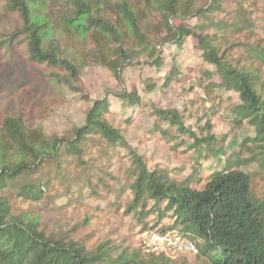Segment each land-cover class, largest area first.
<instances>
[{"label":"rangeland","instance_id":"obj_1","mask_svg":"<svg viewBox=\"0 0 264 264\" xmlns=\"http://www.w3.org/2000/svg\"><path fill=\"white\" fill-rule=\"evenodd\" d=\"M216 2L186 0L187 10L168 22L157 11L150 13L142 28L146 40L122 45L132 59L122 62L118 74L86 60L75 77L47 62H32L25 40L10 44L22 22L17 12L8 10L9 0H0V117H22L28 126L42 128L51 142L62 140L51 152L57 157L47 158L37 170L26 171L13 183L38 182L50 174L52 183L42 198L25 199L13 184L5 190L13 214L37 222L52 240L80 241L87 248L113 240L133 248L141 245L142 232L154 223L153 216L146 217L143 229V223L128 212L133 200L128 184L134 180L136 160L149 168H169L182 177L197 162L210 165L203 148L191 147V134L206 135L207 122L212 126L209 134L218 139L253 134V127L234 123L239 95L206 87L207 72L217 68L205 59L202 45H215L222 63H244L251 46L264 45V0H223L214 8ZM33 7L38 10L34 17L43 21L44 7L38 1ZM181 27L188 30L182 44L177 37ZM48 37L61 36L51 31ZM61 40L67 54L94 48L83 33L76 35V41ZM113 48L111 53L119 56V47ZM260 69L264 81V65ZM133 93L140 102L131 107L127 96ZM100 100L108 108V122L122 135L121 145L112 146L99 132L91 133L80 143L81 157L66 155L67 144L77 140L78 129L86 125ZM159 111H177L180 124L163 120ZM182 125L190 132L182 133ZM241 169L252 177L254 199L264 203V171L257 163ZM98 172L106 173V183L86 186L87 178L94 182ZM176 260V264H207L193 252Z\"/></svg>","mask_w":264,"mask_h":264},{"label":"trees","instance_id":"obj_2","mask_svg":"<svg viewBox=\"0 0 264 264\" xmlns=\"http://www.w3.org/2000/svg\"><path fill=\"white\" fill-rule=\"evenodd\" d=\"M36 1L45 9L43 21L34 17ZM221 1L214 8H219ZM185 4L186 0H9L8 10L17 12L22 22L10 44L25 40L32 62H47L75 77L86 60L99 62L118 74L122 62L132 59L125 47L146 40L142 28L149 14L157 11L168 22L179 11L187 10ZM51 31L60 32L61 37L49 38ZM80 33L94 48L67 54L61 38L76 41ZM187 33L184 27L179 28L180 44ZM22 34L24 37L18 39ZM115 45L119 56L111 53ZM202 50L205 59L217 68L216 72H207L206 87L235 91L241 103L235 108L234 123L251 126L254 132L242 139L236 135L230 140L218 139L209 134L212 126L207 122L206 135L191 134V147L203 148L210 165L197 162L192 172L182 177L169 168H149L136 160L134 180L128 184L133 193L128 212L143 223V229L148 216L154 217L151 229L181 227L193 236L198 248L195 254L207 264H264V203L254 199L252 177L241 169L257 163L264 171V81L260 69L264 65V45L251 46L245 62L235 64L222 63L218 49L209 42L202 45ZM127 99L131 107L140 102L137 93ZM107 109L105 100L97 102L86 125L78 129L77 140L67 144L66 155L81 157L84 150L80 143L91 133L99 132L112 146L121 145L122 135L108 122ZM159 112L163 120L180 124L177 111ZM180 128L182 133L190 132L183 125ZM61 141L51 142L42 128L28 126L22 117H0V264H176L178 256L148 253L141 245L132 248L108 240L87 248L80 241L52 240L37 222L13 214L5 190L26 171L37 170L47 158L57 157L51 152ZM247 151L250 156L246 157ZM56 164L61 167L60 160ZM204 171L208 173L203 175ZM98 173L94 182L88 177L85 185L105 184L106 173ZM49 175L42 181L12 186L25 199L37 200L52 183Z\"/></svg>","mask_w":264,"mask_h":264},{"label":"built area","instance_id":"obj_3","mask_svg":"<svg viewBox=\"0 0 264 264\" xmlns=\"http://www.w3.org/2000/svg\"><path fill=\"white\" fill-rule=\"evenodd\" d=\"M141 246L148 253H162L173 258L187 252H198L193 236L181 227L166 231L146 229L141 234Z\"/></svg>","mask_w":264,"mask_h":264}]
</instances>
